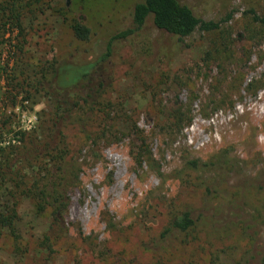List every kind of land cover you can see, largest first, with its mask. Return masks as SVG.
Listing matches in <instances>:
<instances>
[{"label":"rangeland","instance_id":"rangeland-1","mask_svg":"<svg viewBox=\"0 0 264 264\" xmlns=\"http://www.w3.org/2000/svg\"><path fill=\"white\" fill-rule=\"evenodd\" d=\"M140 1L41 0L22 30L0 29V149H19L18 238L3 235L0 264H264V25L246 13L264 16V0H180L205 21L233 12L182 39L137 29ZM55 63H97L87 93L104 80L91 120L64 130L61 163L42 155L55 106L40 84ZM61 165L65 207L39 211L24 190ZM186 211L197 226L163 237Z\"/></svg>","mask_w":264,"mask_h":264},{"label":"trees","instance_id":"trees-1","mask_svg":"<svg viewBox=\"0 0 264 264\" xmlns=\"http://www.w3.org/2000/svg\"><path fill=\"white\" fill-rule=\"evenodd\" d=\"M4 3L5 5L1 10L3 14L0 13V22L3 21L4 28L0 27V29H4L6 33H14L16 30L23 29L21 20L24 18V12L40 4L41 0H3ZM246 13L251 16L253 22L264 25V16H260L252 9ZM232 18L233 12L220 21H205L196 16L194 11L180 0H142L133 9V23L137 29H141L148 22H151L158 30L180 39L189 37L197 30L206 32L218 30L223 23ZM71 27L78 39H89L90 30L87 27L78 22H73ZM129 33L124 32L115 37L114 40L124 39ZM111 46L112 42L108 45L107 54L99 60L100 62L110 56ZM96 65L97 63L83 65L55 63L46 70L43 83L40 86L55 106V113L50 118V136L52 137L50 143L55 146L53 148H50L49 145L47 148L44 147L43 156L46 151L51 153L49 156L53 157V161L61 163L66 149L65 140H63L66 137L64 135L66 127L76 119L89 121L92 115L90 114V116L88 113L96 112L98 104H100L98 99L104 87V80H100L97 89L90 88L88 93L85 91L93 81L92 71ZM16 149L14 147L10 150L0 149V240L6 233L13 236L14 239L18 238L15 235L17 210L14 201L17 197L14 189L18 187V184L8 188L11 184L9 177L12 156L19 153V149ZM38 155L39 153L31 156L28 152L25 159L31 162ZM191 165L193 168L201 166L196 161L192 162ZM46 172L50 173L48 166ZM58 178L60 182H57ZM69 178L70 175L66 174V168L61 165V171L55 180H46L47 177L44 178L45 180L40 179L34 185L28 186L24 193L35 200L39 211H44L49 205H52L56 214L65 207L63 201L66 198L62 194L61 181ZM197 223L198 220L192 217L191 212H183L170 220L169 228L165 230L163 237L187 234L197 226ZM46 241L50 244L48 238Z\"/></svg>","mask_w":264,"mask_h":264}]
</instances>
